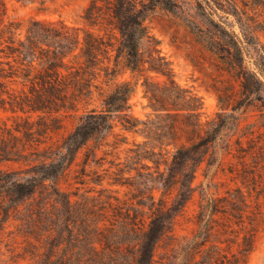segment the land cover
Wrapping results in <instances>:
<instances>
[{"label":"trees","instance_id":"obj_1","mask_svg":"<svg viewBox=\"0 0 264 264\" xmlns=\"http://www.w3.org/2000/svg\"><path fill=\"white\" fill-rule=\"evenodd\" d=\"M17 1L44 13L63 6ZM157 8L177 14L179 6L177 0H88L84 26L34 19L25 27L9 19L8 0H0V110L14 120L0 127V242L15 234L21 250L14 251V264H250L259 230L244 229L259 212L248 215L242 188L204 198L198 230L175 233L199 188V168L223 163L220 148L232 153L240 127L233 91L215 87L220 110L205 119L201 97L168 75L175 92L168 82L160 94L152 92L153 111L142 119L130 104L135 85L117 81L123 69L141 70L145 22ZM197 14L202 23L188 26L198 41L246 100H260V30L237 0H202ZM80 105L87 106L83 114ZM69 115L78 116L75 129L55 142ZM242 144L238 138L240 152ZM74 166L80 169L73 172ZM220 215L234 217L241 229L215 230Z\"/></svg>","mask_w":264,"mask_h":264},{"label":"rangeland","instance_id":"obj_2","mask_svg":"<svg viewBox=\"0 0 264 264\" xmlns=\"http://www.w3.org/2000/svg\"><path fill=\"white\" fill-rule=\"evenodd\" d=\"M201 1L177 0L179 6L177 14L162 8H157L152 12L145 22L148 36L140 46L143 60L141 70L133 73L129 69H123L117 81H130L135 85V93L130 99V104L133 115L142 119H146L153 111L149 106V96L152 92L160 94L161 86L167 82L169 89L173 91L168 75L182 87L193 90L201 97L205 119L207 116H214L220 110L215 87H230L233 91L232 104L237 107L235 115L240 118V127L231 138L232 153L228 154L220 148L218 156L224 158L223 163L217 162L211 168L204 163L199 168L195 181V185L199 188L185 212L179 216L175 233L178 236H185L192 235L194 230H198L197 215L204 198L223 197L227 195L228 190L234 191L242 188L250 205L248 215L252 216L253 212H259L256 221H254L255 217L251 220L253 224L246 219L247 227L244 229L259 230L257 247L250 256V264H264V93L261 94L260 100H253L255 97L246 100L238 82L223 70L217 57L198 41L188 24L196 26L202 23L197 14V6ZM237 1L243 8L246 20L248 19L250 24L260 30L258 35L264 44V3L256 5V0ZM87 4L88 0L69 2L61 0L63 6L59 7V11L44 13L37 10V4L8 0V17L23 22L25 27L34 19L63 20L71 26H84L81 15ZM229 20L234 21L235 17L230 16ZM236 30L240 32L238 24ZM114 63L115 57L113 56L111 66H114ZM146 81L149 82L148 93L144 85ZM96 104L99 105L98 102ZM86 107L80 105L79 114H83ZM227 112H233L232 107H229ZM11 116V113L0 110V127L4 123L9 126L13 125L14 120ZM78 120V116H67L64 120V128L54 135L53 140L61 141L75 129ZM238 138H241L245 151L237 150L236 140ZM134 139L130 136L131 143ZM136 139L143 140L142 137ZM84 152L80 154L78 163L82 161ZM78 168L80 169V166H74L73 172ZM72 174L69 180L73 183L75 173ZM69 184L63 182L62 186L71 188ZM232 220H235L234 217ZM232 220L223 215L216 216L215 230H240L241 228ZM11 229L17 233L14 226ZM14 236L15 234L6 237L4 242H0V264H14L13 255L21 250L19 248L21 245L16 244ZM21 241L18 238V242Z\"/></svg>","mask_w":264,"mask_h":264}]
</instances>
